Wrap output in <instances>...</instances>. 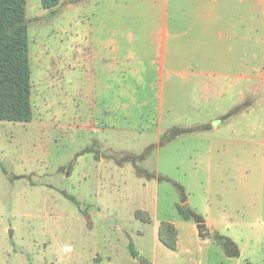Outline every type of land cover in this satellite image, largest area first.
Returning <instances> with one entry per match:
<instances>
[{"label": "rangeland", "instance_id": "rangeland-1", "mask_svg": "<svg viewBox=\"0 0 264 264\" xmlns=\"http://www.w3.org/2000/svg\"><path fill=\"white\" fill-rule=\"evenodd\" d=\"M107 2L60 0L44 10L41 0H27L33 119L0 121V264H264L259 84L223 89V79L204 73L197 89L190 75L169 80L171 73L153 71L142 90L127 80L115 106L102 104L97 72L109 54L96 52L97 65L86 60L84 72L70 70L67 52L89 50L81 35L99 34ZM259 12L264 35V7ZM263 48L249 44L252 69ZM246 97L242 118L211 131L240 113ZM192 126L200 131L168 133ZM179 209L202 218L205 232ZM218 237L231 240L239 257L227 256Z\"/></svg>", "mask_w": 264, "mask_h": 264}, {"label": "crops", "instance_id": "crops-1", "mask_svg": "<svg viewBox=\"0 0 264 264\" xmlns=\"http://www.w3.org/2000/svg\"><path fill=\"white\" fill-rule=\"evenodd\" d=\"M87 1L79 0L71 4L67 0L72 6ZM259 7H264V0H108L105 10L100 12L102 24L98 28L99 34L93 35L88 31L81 35L89 50H76L73 47L68 50L70 70L75 71L79 66L86 72V60L92 66L97 65L94 62L98 58L96 52L100 54L102 50L109 54L102 57V64L98 68L97 75L102 82V89L97 92L102 104L111 102L113 106L116 105L120 90H124L125 81L128 80L132 85L127 88L142 90L153 71L160 77L171 73L169 80H172L171 75H181L184 79L190 75L197 89L202 84L199 75L204 73L213 77L216 83L218 77L223 79V89L244 86L248 90V82L256 81L259 86L253 88L261 91L256 99L264 104V51L252 57L253 63L261 62L259 69H252L249 57L251 42L258 46L259 41L264 43L263 33H258L257 19L263 14L259 12L258 16ZM104 27L108 32L111 27V35L107 38H102ZM96 38L99 45L94 46ZM250 68L254 71H250ZM66 77V84L74 86L72 78L75 76L68 71ZM94 87L92 85L91 90ZM210 89L216 91L219 89L218 84H212ZM112 91L116 92V97ZM72 95L75 98L76 94ZM244 100L247 104L240 113L235 117H231V114L223 124L213 126L211 131L218 132L231 120L242 118L239 116L249 108L250 98ZM240 102H243V98ZM251 102L254 103L253 100ZM200 128H172L168 133L179 129L187 131L185 134H194ZM234 144L243 143L236 140ZM137 253L140 258V253Z\"/></svg>", "mask_w": 264, "mask_h": 264}, {"label": "trees", "instance_id": "trees-1", "mask_svg": "<svg viewBox=\"0 0 264 264\" xmlns=\"http://www.w3.org/2000/svg\"><path fill=\"white\" fill-rule=\"evenodd\" d=\"M41 4L44 10H52L60 5V0H41ZM29 55L27 0H0V121L29 123L33 119ZM186 132L176 129L169 134L175 138ZM179 213L186 220L195 219L200 224V233L205 232L202 218L184 209H179ZM162 242L168 249L175 250L174 244L163 239ZM218 244L224 246L230 257H239L231 240L218 237ZM129 249L134 258L139 257L133 245Z\"/></svg>", "mask_w": 264, "mask_h": 264}, {"label": "water", "instance_id": "water-1", "mask_svg": "<svg viewBox=\"0 0 264 264\" xmlns=\"http://www.w3.org/2000/svg\"><path fill=\"white\" fill-rule=\"evenodd\" d=\"M69 3L73 4V3H77L79 2V0H68Z\"/></svg>", "mask_w": 264, "mask_h": 264}]
</instances>
